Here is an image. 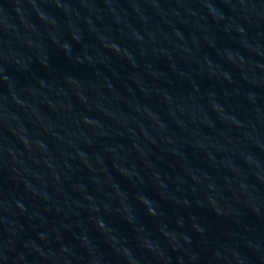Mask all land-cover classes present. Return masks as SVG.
I'll use <instances>...</instances> for the list:
<instances>
[{
	"label": "water",
	"instance_id": "water-1",
	"mask_svg": "<svg viewBox=\"0 0 264 264\" xmlns=\"http://www.w3.org/2000/svg\"><path fill=\"white\" fill-rule=\"evenodd\" d=\"M0 264H264V0H0Z\"/></svg>",
	"mask_w": 264,
	"mask_h": 264
}]
</instances>
